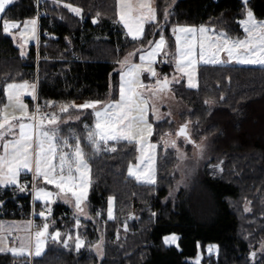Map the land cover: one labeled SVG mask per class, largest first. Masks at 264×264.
<instances>
[{"label":"trees","instance_id":"obj_1","mask_svg":"<svg viewBox=\"0 0 264 264\" xmlns=\"http://www.w3.org/2000/svg\"><path fill=\"white\" fill-rule=\"evenodd\" d=\"M65 3L83 9V18L65 8ZM46 5L39 43L30 45L26 55L21 56L23 50L13 36L0 31V111L7 101V84H36V80L38 103L49 113L59 112L58 106L65 104L117 100L122 66L118 61L137 58L152 47L149 41H157L161 31L167 41V60L157 64V70L161 79H169L177 50L174 27L206 25L241 37L239 21L245 16L241 0H156L157 23L148 22L143 38L133 40L119 22L117 0H49ZM248 6L264 19V0H249ZM36 14L37 0H15L4 19L23 25ZM198 81L196 88H190L183 79L174 85L173 94L188 106L182 116L194 124L195 140L188 132L191 139H211L214 156L210 163L222 161V175L213 176L205 165L173 198L177 158L173 149L161 146L158 182L138 183L128 175L129 165L137 161V144L109 142L115 152L93 155L85 125L94 128V110L70 108L60 113L57 125H46L58 128L57 135L68 140L67 147L58 142L65 151L74 147L73 137L80 138L91 167L87 211L78 213L66 203H55L47 221L50 232L62 234L61 242L49 240L45 254L32 262L0 254V264H12L15 259L20 264H264V251L255 260L250 257L264 241V67L201 64ZM30 101L33 110L35 100ZM49 102L57 107H46ZM153 119L151 140L161 143L175 124L169 117ZM31 178L22 175L24 180ZM109 197L115 198L111 220L107 217ZM32 200L30 188L20 192L0 186V219H28L48 207ZM247 202L250 211H245ZM133 212L139 218L128 221L125 230ZM77 216L79 229L75 227ZM34 219L39 225L44 218L34 214ZM76 232L85 247L75 251L69 240L65 248L64 234ZM173 233L179 236L178 247L165 246V236ZM101 238L104 253L99 257L94 245ZM213 245L217 250L210 254Z\"/></svg>","mask_w":264,"mask_h":264},{"label":"snow or ice","instance_id":"obj_2","mask_svg":"<svg viewBox=\"0 0 264 264\" xmlns=\"http://www.w3.org/2000/svg\"><path fill=\"white\" fill-rule=\"evenodd\" d=\"M15 0H0V31L3 34L13 36V29L21 28L20 22L17 21H9L5 20L3 14L6 12V8L12 5ZM118 5H124L129 12L132 11V6L127 3V0H117ZM153 0H140L138 4V9L141 10L139 15L135 19L134 23L136 24V33L133 34V29L130 23L127 22L125 19L124 12L120 13V20L124 22V26L129 29V35L132 36L133 40H138L143 38V24L142 21L149 22V23H157V15L156 9L152 7ZM243 5L244 15L246 19L240 20L239 23L244 26V31L248 33V38L244 40L235 39L231 40V46H229L230 38L228 37L227 33L224 31H220L216 33L215 29H208L204 26H200L198 29L196 27H189V26H177L172 29L173 35H175V39L177 42V49L178 54L183 60L185 57H190L193 54V46L189 45L187 37L184 40V44L188 45L185 49L181 45V36L176 35L177 33H184V34H196L199 33L200 37V59L205 63H221V61L215 59L216 55L220 51H226L229 59H232L234 53L237 49L243 48L245 52L250 53L251 55H244V56H237L238 63H260L264 64V35L259 37V55L257 57V47L254 42L255 38L253 37V33L257 30L264 32V21H257L254 17V13L251 10L249 5V0H241ZM67 8L70 12L77 16H81L83 9L79 7H74L70 3H65L63 5ZM97 18H94L92 22L95 24L98 22ZM169 12L166 10L164 14V21L168 20ZM32 26L33 34L35 33V25L36 19L28 20L23 22V27L25 29L28 26ZM213 32L215 34V38L211 35H207L208 32ZM33 38L35 36L33 35ZM27 41H25L26 43ZM207 42V47H206ZM150 44L154 43V47L151 52L148 53L149 57L154 56L157 50L166 46L167 41L163 35V31L160 33V37L158 41H149ZM215 46V51L212 52V59L208 60L205 59L206 51L212 49ZM140 51V50H137ZM26 55L24 51H21V56ZM132 55V54H130ZM141 61L144 60V56L140 57ZM121 65L127 63V59L124 61H118ZM193 64V61L189 59L187 61V65L190 66ZM184 65L181 64L180 61H177V68L183 71ZM141 71H147L150 73V76L155 77L157 73L153 68L150 66L148 68H144L142 64H135L131 65L127 68L126 72L121 73V85H120V99L113 103H109L104 105L102 108L97 110L98 106L101 105L102 101H90L86 102L82 105H75L73 104H65L60 105L59 112H45L40 116V123L43 125L44 121H47L48 124L57 125L58 121L61 119L60 113H68L69 109H93L94 116L96 117V123L94 128H89L88 125H85L86 131V139L91 149L93 155L98 154L100 152H107L112 151L115 152L117 149L115 146H109L108 141H116L119 142L120 140H124L128 143H132L135 137L143 138V132L146 129L150 134L152 131V124L148 122L147 116L149 112V103L148 100L144 97L142 93H137L135 91V87H142L150 90V86H145L139 81V73ZM189 76V87H194L195 85L191 82V74H187ZM132 77V79L125 80V77ZM179 83V80L175 81ZM155 83L159 86L158 91H165L169 89V81L167 77L162 79H157ZM31 88V92L29 95H32V98L35 100L37 97L35 96L36 87L37 85L33 83L32 85L28 84H7V90H15V89H24V88ZM127 87V93L125 88ZM156 93L153 92V95ZM221 99H223L221 97ZM8 100H13L12 92H8ZM205 103H210L206 101ZM16 106L21 111H26L27 106L21 103L16 98ZM46 107L55 108L56 105L49 102ZM36 113L41 112V108L39 105L36 106L35 109ZM135 112L136 115H132ZM155 108L153 107V115H155ZM79 116H76V119H79ZM17 121H20L21 118L15 117ZM31 120L32 117H29ZM156 119L159 120L160 117L156 116ZM143 126L142 128L140 126ZM32 124H25L23 122H19V138H15L16 133L14 132L15 125L7 121V117L4 118V122H0V141H5V137H13L12 139H8L3 143V148L5 155L0 156V186L2 187H15L18 188L20 192H26L28 186L25 184H21L18 180V176L22 169H27L28 171H32V163H33V153L35 156V178L43 177L46 183L48 184H55L57 189H64V185L70 181H74V170L77 173H81L82 182L80 183L79 187L82 191L77 194L76 192H72V195L75 196L74 206L77 209V212H83L81 207V203L83 200L87 198V187L90 183L89 180L83 179L85 174L90 171L88 162L85 158V152L81 147V142L79 137H73L75 139V145L73 147L71 155L68 153H64L63 149L60 150L59 155V162L58 164H53L52 161L55 159L56 156V142L63 144L65 147L69 145L67 139L61 138L57 135L58 128L54 127L50 130H44L39 133L40 137L43 139H39L36 143L35 149H33L31 140V135L25 132L26 128H31ZM178 136H183L187 143L193 144L197 149L202 151V145L196 144L188 134V125L185 124L181 126L179 132L177 133ZM167 143V141H164ZM45 144H47V148H45ZM171 146L173 148L176 147V142L172 141ZM9 147H11L12 151L9 152ZM151 148L155 149V145H151ZM183 158V157H181ZM143 156H141V160ZM154 160V157H149L150 164ZM137 168L139 165L136 166ZM66 169V174H65ZM83 169V172H81ZM222 171V169H220ZM128 175L130 177H135L137 181L141 180V176L137 175L134 171L133 166L129 165L128 168ZM146 184L154 185L156 183L154 168L152 169L151 173L147 175V178L142 181ZM73 187L75 184L73 183ZM52 196L51 192L45 191L43 188H37L35 193L36 200H44L45 204L51 203L46 198ZM249 209H245L248 211ZM52 209L50 207L45 208V210L40 211L39 213H34L43 217L47 220V215H51ZM47 213V215H46ZM101 215L99 212L97 216ZM153 216H156V213H152ZM107 217L109 220L113 219V198L109 197L108 200V210H107ZM89 218V217H85ZM28 227H31V222H29ZM48 223H44L39 230H37L35 235V244H31L30 238H22L20 240V244L18 247H7L2 246L0 247V254H11L13 258H24L25 261H30L34 258L42 257L45 254V242L47 240L61 242V233L59 231H54L49 233L48 232ZM75 227L79 229L81 227L79 216L76 218ZM125 230H127V226L125 225ZM179 237L175 234H171L164 238L163 243L165 246H170L175 244L178 247ZM73 241V246L75 251H79L81 248L85 247L86 242L82 238L79 232L64 234V239L62 240L63 246L65 248L69 247L68 241ZM0 243H3V238H0ZM102 238L99 243L94 245L95 249L97 250L98 256L103 255V248H102ZM264 248V246H262ZM217 250L216 246H211L208 251L211 254L213 251ZM251 259L255 260L257 257L256 252H252L250 254Z\"/></svg>","mask_w":264,"mask_h":264},{"label":"rangeland","instance_id":"obj_3","mask_svg":"<svg viewBox=\"0 0 264 264\" xmlns=\"http://www.w3.org/2000/svg\"><path fill=\"white\" fill-rule=\"evenodd\" d=\"M47 1H49V0H47ZM139 2H140V0H127V3H129L132 6L131 12H129L128 9L124 5H118L119 19H120V13L124 12L127 22L130 23L132 26L133 34H137V35H138V33H136V31H135L136 24L134 23V21L137 18V16L139 15V12L141 11L138 9ZM154 4H155V0H153L152 7H154ZM251 10L253 11L254 17L258 22L264 21V19H259L256 16V14L252 8H251ZM81 17L83 18L82 15H81ZM132 18H134V21H132ZM33 19H36V17ZM244 19H246V16H244V18L241 20H244ZM29 20H32V19H29ZM95 24H97V23H95ZM201 26H204L208 29H214L213 27H209L206 25H201ZM198 27H200V26H198ZM240 27H241L242 32H243V35L241 37H231L230 35L227 34L228 37L230 38L229 46H231V40H235V39L244 40V39L248 38V33L244 31V26H242L240 24ZM12 31L17 33L14 37L17 39L16 41H18L19 45L21 46V48L24 52L28 51V48L30 45L38 42L39 27H38L37 19H36L35 33L34 34L32 31L31 25H29L27 29H25L23 27V25H21V28L13 29ZM215 31H216V33H219L222 30H220V31L215 30ZM144 32H145V28H143V35H144ZM33 35L35 36V38H33ZM207 35H211L215 38V34L211 31L208 32ZM261 35H264V32H261L259 30L255 31L253 33V37L255 38L254 42H255L256 47H257V57L259 55H261V53H259V51H258V49H259V37ZM25 41H27V42L25 43ZM199 44H200V41H199ZM206 47H207V42H206ZM165 49H166V47H165ZM199 50H200V47H199ZM214 51H215V46H213L211 50L206 51L205 59L211 60L213 58L212 52H214ZM244 55L250 56L251 54L245 52V49L240 48V49H237L235 51L233 58L229 59L227 52L222 50L215 57V59L221 61V63L209 62L207 64H211V65H246V64L248 65L249 64L252 66L264 67V64H260V63H255V64L238 63L236 57L237 56H244ZM177 56H178V50H176L175 60H177ZM185 59H187V60H185ZM189 59H191L192 61L194 60L195 61L194 63H197V65L184 66L183 71L179 70L176 67V71H174L173 74H170L171 76L168 79L170 90L158 91L159 86L155 83V81L158 78L157 77L152 78L151 76H150L151 78L148 82L149 86H150V90H147L146 88H141V90H140L141 93L147 95V97L150 101V108L152 110V113L149 114V117L147 116L148 119L150 118V120H151L152 116L154 117L153 120H157L156 116L160 117L159 120L169 117V119L171 121H173L175 124L174 128H171L170 133L167 135H164L162 137L161 143L152 142V140H151L152 136H151V138L149 136H146V129L143 132V138L142 139L140 137H135L133 140V142H135L138 146L137 161L135 164H132L134 171L137 173V175L141 176V180L137 181L138 183H143L142 181L147 178V175L151 173L153 168H154L156 183L158 182V179H159L158 157H159V151H160L161 146L165 150L173 149L175 151L177 162H176V166H175V169L173 171L174 172L173 174L176 175L177 180L175 182L176 183L175 189L170 194L173 196V198L176 197L179 190H181L183 187H187L188 184L190 183V181L195 179L201 173V171L204 169L205 165L209 166L210 172L215 177L222 175V173L224 171L222 161L219 163H216V164L210 163L213 156H214V153L212 151V145H211V139L210 138H208V137L197 138L196 137L197 140L195 143L202 145V151H201V150L197 149L193 144L187 143V141L185 140V138L183 136L177 135L181 126L187 124L188 125V132L193 136V139L195 138L194 130H193V125H194L193 122L189 119H186V120L183 119V116H182L183 113L188 110V106L185 103H183L182 101L178 100L173 94V90H174L173 88H174V85L176 84V82H175L176 80L182 81L183 79H185L187 82V85L189 84V76L187 75L188 73L191 74V82L193 85H195L194 87H190V88H196L199 84L198 67L200 64H205V63L200 59L198 51L196 52L195 56H194V54H192V56L185 57L183 60H185V62H187ZM36 83H37V80H36ZM30 89H31L30 87L24 88L23 89L24 94L25 95H27V93L29 94L31 92V91H29ZM9 91L12 92L13 100L8 103L7 101H8V92ZM153 92H155L156 94L153 95ZM6 95H7V101L1 109L2 122H4L5 117H7V121L10 122L11 120H13L18 115H21V113L28 111L27 108H26V111H21L16 106V98L20 96V90L19 89L7 90V88H6ZM29 96H31V95H29ZM20 102L24 104L23 101H20ZM111 103H113V102H111ZM102 107H103V105L100 106V108H102ZM153 107L156 110L155 115H153ZM100 108H98V110ZM132 115H136V113L133 112ZM95 119H96V117H95ZM45 122H47V121H45ZM49 125H51V124H49ZM140 127L142 128L143 126L141 125ZM39 129L41 132V131H43V129L46 130L48 128L45 129L44 127L40 126ZM263 131H264V126H263ZM147 139H149V140H147ZM120 141H124V140H120ZM164 141H167V143H164ZM172 141L176 142L175 148H173L171 146ZM1 142L2 141H0V143ZM109 142H116V141L110 140V141H108V143ZM151 145H155L156 146L155 149L151 148L150 147ZM62 149H63L64 153H68L69 155H71L72 150H73V148H71V151H65L64 146H62ZM141 156H143L142 160H141ZM149 157H154V160L151 162V164L149 161ZM181 157H183V158H181ZM88 165H89L90 171L87 172L85 174V176L83 177V179H87L90 181V183L87 187V190H86L87 191V198L89 197V194H90V185H91V167H90L89 162H88ZM137 165H139L138 168L136 167ZM220 169H222V171ZM81 172H83V169H81ZM74 177H75L74 181L68 182L69 187H72L73 183L75 185H78V187H79L80 183L82 182L81 173H77L74 170ZM133 178H135V177H133ZM78 189L79 190H78L77 194H79L82 191V189L80 187ZM87 198H86V200H83L81 203L82 209H84V207H85L84 203L87 201ZM112 198H113V217H114L115 198L114 197H112ZM246 208L249 209L248 211H250L251 208H250L249 202H247ZM85 209H87V206L85 207ZM138 218H139V216L136 212H133L129 217H127V221L125 224L127 226V230H128L127 222L135 220V219L137 220ZM40 227H42V226L38 225L36 227L35 232L37 230H39ZM48 232L51 233L49 227H48ZM34 233L32 234V237H33L32 238V244L33 245L35 244ZM173 234H175V233H173ZM169 235H171V234H169ZM169 235H167V236H169ZM175 235L178 236L177 234H175ZM167 236H165V237H167ZM117 238H119V234L117 235ZM48 241L49 240H47L45 242V245H44L45 251L47 249ZM97 243H99V242H97ZM177 243L179 244V239H178ZM173 245H175V244H173ZM213 246H216V245H213ZM262 246H264V241L261 243L260 247L257 250L254 249V252H256L257 255L264 251V248H262ZM102 248H103V253H104V243H102ZM216 249H217V246H216ZM102 256H99V257H102ZM193 261L199 262V259H196Z\"/></svg>","mask_w":264,"mask_h":264},{"label":"crops","instance_id":"obj_4","mask_svg":"<svg viewBox=\"0 0 264 264\" xmlns=\"http://www.w3.org/2000/svg\"><path fill=\"white\" fill-rule=\"evenodd\" d=\"M155 4H156V0H155ZM155 4H154V8H155ZM73 6L74 7H77L75 5H73ZM81 15L83 16V13ZM125 19H126V17H125ZM132 21H134V18H132ZM119 22L124 27L126 33L128 34L129 33V29L124 26V22H122L120 19H119ZM141 23L143 24V28H145V26H146V24L148 22L142 21ZM182 26H185V25H182ZM189 27H195V26H189ZM196 28L198 29L199 27H196ZM16 34L17 33H14V36ZM176 35H180L181 36V45L185 49L188 47V45H185L184 44V40L187 37L188 42H189V45H192L193 48H194V50H193L194 56H195V54H196L197 51H198V54H199L200 50H199V47L198 46H199L200 37H199V33L198 32L196 34H191V33H189V34L177 33ZM129 36L132 38L131 35H129ZM38 43H39V38H38L37 44ZM153 47H154V44L148 50H145V51L141 52L138 55L137 58L127 60V63L121 66L120 82H119V96H118V99L117 100H111V101L103 102L101 105L98 106V108H100V106H102V105L104 106V105H107V104H109L111 102L118 101L120 99L121 73L126 72L127 68L129 66H131V65L142 64L144 68H148L150 66L157 73V75L155 77H157L158 79H161V75H160V73L157 70V64L158 63L161 64L160 63V60L162 58L165 57V59H166V57H167L166 49H165L166 46H164L163 48L157 50V52H156V54L154 56L149 57L148 53L152 51ZM25 53L27 54V51ZM141 56H144V60L143 61H141V59H140ZM199 57H200V55H199ZM185 60H187V59H185ZM185 60H181V58H180V56L178 54L177 60H175L174 69H173L172 72L176 71L177 61H180L181 64L184 65V66H188L187 65V62H185ZM194 62L195 61L193 60V64L192 65H197V63H194ZM167 75L169 77L171 76L169 74H167ZM151 77H150V73L147 72V71H141L139 73V81L143 85H145V86H149V83L148 82H149V80H150ZM128 79H132V77H127L126 76L125 77V80H128ZM25 83L28 84V85H32L34 82L28 81V82H20V83H13V84L20 85V84H25ZM141 88L142 87L136 86L135 87V91L137 93H141L140 92ZM36 89H37V87H36ZM19 90H20V96L18 97V99H19V101H23L24 102V104L27 106L28 111L27 112H24V113H21V115H18L17 116V117L21 118L20 121H17L15 119H13V120L10 121V123H13L15 125L14 132L16 133L15 138H17V139L19 138V122H23L26 125L27 124H32L33 125L31 128H26L25 129V132L27 134L31 135V137H32L31 143H32L33 149H35V146H36L37 141L39 139H43L39 135V133H40V129H39L40 126L44 127L45 129L48 128L46 130H50V128L47 127V125H46L47 122H45V123H43V125H41L40 118H39V121H35V118L33 116V110H31V101H30V99H32V95L29 96L28 93H27V95H25L24 92H23V89H19ZM29 91H31V89ZM125 91L127 93V87L125 88ZM143 95L148 100V103H149V112H148V117H149V114L152 113V110L150 108V101H149V99H148V97H147L146 94H143ZM35 96H37V91L35 92ZM7 102L9 103L10 101L8 100ZM76 104L77 105H82L83 103L82 102H76ZM98 108H97V110H98ZM29 117H32V119L30 120ZM148 117H147V119H148ZM151 121H152V117H151V120H150V118L148 119V122L152 124V131H151V133L149 134L148 131L146 130V136H149L150 138L154 134V124H153V121L152 122ZM0 122H2L1 111H0ZM48 126H49V124H48ZM43 131H44V129H43ZM12 138L13 137H8V138L5 137V141L8 140V139H12ZM147 140H149V139H147ZM5 141H2L0 143V156L5 155L4 148H3V143ZM47 147H48L47 144H45V148H47ZM56 147H57V151H56L55 159H53V161H52L53 164H58V162H59V155H60V150L61 149L59 147L58 142H56ZM8 151L9 152L12 151L11 147H9V150ZM32 159H33V163L31 165L32 171H28L27 169H22L20 171V174L18 176V180L20 181L21 184H24L23 183L24 179H22V175L23 174L30 175L32 177L31 179H34V177L36 176V173H35V163H34V161H35L34 153H33ZM65 174H66V169H65ZM34 181H35V190H34V193H33V201L34 202H39V203H41V204H43L45 206H48V207H52L55 203L63 202V203H66L67 205L75 208V206H74L75 196L72 195V192H76V193L78 192V190H79L78 189L79 188L78 185H75V187H73V186L72 187H69V185L67 183V184L64 185V189L61 190V189H57L55 187V184H48V183H46V181L44 180L43 177L35 178ZM37 188H43L45 191L51 192L52 193V196L49 197V198H46V199H48L50 201H53V202L48 203V204H45V202H44L43 199L42 200H36L34 197H35V193H36V189ZM84 206L85 207L87 206L86 205V202L84 203ZM85 207L83 209L84 212L87 211V209H85ZM46 215H47V213H46ZM29 222H31V227H28ZM46 222L48 223L49 229H50V224L45 219H43L39 225L42 226ZM37 226L38 225L35 222L34 215H32L31 218H28V219H26V218L25 219H4V218L3 219H0V238H3V243H0V247H2V246L18 247L19 244H20V240L22 238H26V237L30 238V241H31V244H32V238H33L32 237V234L35 232ZM32 260L33 259H31L30 262H32Z\"/></svg>","mask_w":264,"mask_h":264},{"label":"built area","instance_id":"obj_5","mask_svg":"<svg viewBox=\"0 0 264 264\" xmlns=\"http://www.w3.org/2000/svg\"><path fill=\"white\" fill-rule=\"evenodd\" d=\"M46 1L47 0H37V14H36V19H37L39 25H40V22H41V18L46 15V11H47ZM51 24H53V22H51ZM160 63H162V64L165 63V57L160 60ZM36 97H37V99H35V106H34V110H33V116L35 118V121H39L40 116L43 113L47 112V111L43 107H41L39 105V103H38V96H36ZM37 105H39L40 108H41V112L40 113H36L35 112V109H36V106ZM23 183L25 185H27L28 188L31 189L32 193H34V190H35V181H34V179H31V181L24 180ZM32 202L34 204V201L33 200H32ZM12 264H20V261L19 260H14L12 262Z\"/></svg>","mask_w":264,"mask_h":264},{"label":"water","instance_id":"obj_6","mask_svg":"<svg viewBox=\"0 0 264 264\" xmlns=\"http://www.w3.org/2000/svg\"><path fill=\"white\" fill-rule=\"evenodd\" d=\"M9 8V6L6 8V10ZM5 15V13L3 14V16Z\"/></svg>","mask_w":264,"mask_h":264}]
</instances>
